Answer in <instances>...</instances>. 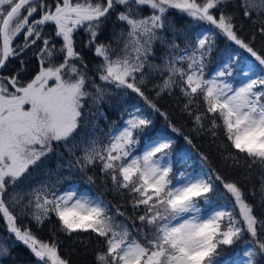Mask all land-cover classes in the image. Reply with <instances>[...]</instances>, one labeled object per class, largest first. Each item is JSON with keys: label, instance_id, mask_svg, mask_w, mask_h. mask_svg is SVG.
Returning <instances> with one entry per match:
<instances>
[{"label": "snow or ice", "instance_id": "1", "mask_svg": "<svg viewBox=\"0 0 264 264\" xmlns=\"http://www.w3.org/2000/svg\"><path fill=\"white\" fill-rule=\"evenodd\" d=\"M229 0H0V69L9 58H20L21 68L11 75H0V217L9 232L15 235L43 264H68L58 253V243L39 240L30 230L17 225V215L12 209L21 206V214H30L38 225L54 214L61 230L71 235L91 232L104 245L98 251L95 264H237L235 254L222 259L223 248L243 241L240 250L242 264H264V219L254 214V205L236 182L226 181L221 175L203 172L197 175L179 173L170 176L171 164L167 160L173 141L168 138L149 140L142 153L133 154L139 143L138 136L151 123L136 109L119 128L108 133V143L101 144L94 134L85 137L77 130L91 126L97 107L106 95V86L130 89L142 97L156 112L167 119L166 113L145 95L147 67L164 73L167 78L157 96L179 88L189 97L185 109L199 95L212 114L209 131L222 127L230 148L223 154L225 162L261 169L259 194L252 195L264 209V55L240 38L235 30L233 16L225 14L223 7ZM243 15L252 18L253 9L264 36V0H241L238 5ZM217 10L213 12L212 10ZM145 10L147 13L145 14ZM170 10H177L197 21H205L218 29L229 40L245 49L254 61L245 66L238 58L229 57L212 78L204 75L205 58L211 51L212 32L174 33L175 39L165 40L162 32L169 30ZM125 27L113 34L118 49L111 43L97 41L101 28L111 14ZM53 25L54 37L45 33V25ZM83 29L89 34L87 45L101 58L96 65L99 81L89 75L88 65L76 50L74 34ZM24 34L23 44L13 46L15 37ZM59 38L62 44L53 43ZM183 39L180 48L178 39ZM255 39V36L252 37ZM41 43L38 44L37 42ZM160 41L169 50L168 59L161 65H152L153 44ZM36 45L33 55L38 61V71L25 80L24 56ZM175 50L183 54L174 55ZM61 54L59 60L55 59ZM187 62V67L182 65ZM258 62V63H257ZM233 64L235 65L233 67ZM140 74L139 76L137 74ZM242 76L238 86L221 78ZM89 101L91 104L89 105ZM102 114V113H101ZM191 114V113H190ZM220 121V123H218ZM197 129L204 128L202 116H195ZM179 134L180 130L172 127ZM185 140L191 144L189 137ZM63 147L75 157V165L84 171L99 164L100 171L111 178L116 190L126 189L132 194L135 215L121 211L119 205L109 207L103 200L92 199L78 190L62 194L49 186L33 189L24 196L16 191L17 182L33 166H40L44 158ZM227 148L228 146L225 145ZM82 148L83 155L76 156ZM159 154V155H158ZM201 160L207 157L201 155ZM72 166V161L69 162ZM92 182L93 177H88ZM219 181L235 204L206 212L200 202H210L209 194ZM12 191H9V188ZM9 205L12 207L10 208ZM143 206V212L136 210ZM239 208V218L234 209ZM114 209V211H113ZM117 217H124L118 221ZM227 218V223H223ZM140 222L136 229L142 240L132 235L126 221ZM9 255L0 247V258Z\"/></svg>", "mask_w": 264, "mask_h": 264}, {"label": "trees", "instance_id": "2", "mask_svg": "<svg viewBox=\"0 0 264 264\" xmlns=\"http://www.w3.org/2000/svg\"><path fill=\"white\" fill-rule=\"evenodd\" d=\"M240 2L241 0H229V2L223 6L225 8V14H231L233 16V23L238 36L244 39L245 42L250 43L258 54L264 55V36L260 34V24H253L252 22L253 19H256L255 9H253L252 18L245 17L242 9L238 7ZM255 2L258 3V0H255ZM146 13L147 10H145V14ZM176 14V16L172 17L179 18L174 21H169L171 27L169 30L161 33L165 40L170 41L175 39L174 33H180L181 36L183 34H197V32L194 31L196 25L188 26L189 22L186 14H181L179 12ZM170 16L171 15H169V17ZM172 17L168 19L170 20ZM122 27L126 28V25H123L122 22H118L114 13L111 14L101 28L97 41L101 43H111L113 48L118 49L117 43L113 39V34H118ZM49 29V35H54L53 27H47V30ZM78 31V33H75V47L83 56L84 62L88 65L89 75L95 78L97 83L102 84L103 82L99 81L98 76L96 75V65L101 62V58L94 55V48L86 46L89 34L83 29H79ZM253 36H255L254 40L252 39ZM177 43L180 45V48L184 47V41L182 38L178 39ZM217 43L216 49L214 52L212 51L215 58L221 56V53L226 50L223 47V44L220 46V43ZM57 45L58 44L56 43V46ZM31 49L32 48L28 49L24 56L25 68L24 71L21 72V76H23L25 80L28 78L30 79V76L34 75L38 68V61L35 60L34 56H29ZM173 54L180 55L183 53L175 50ZM168 55L169 50L166 45L162 44L160 41H156L153 44V55L149 57V61L152 65L162 66L168 59ZM204 63V72L207 70V75L218 65V63ZM182 66L186 68L187 62ZM20 68V58L10 57L8 62H6V67L0 72V75H11L12 72L15 73L16 71H19ZM137 75L139 76L140 74L138 73ZM167 75V72L160 73L147 66L144 70L145 83L141 85V88L148 99L155 103L161 112L166 113L167 119H165L160 112H156L154 118L150 120L151 123L139 134V142L144 144L146 136L151 138L153 134H157L160 131L173 132L174 139L171 149L176 148L179 150L186 147L184 145L187 141L184 137H189L192 141L191 148L194 152L192 155L193 157L187 159V162L197 163L202 161L209 165L211 170H214L215 173L221 175L226 181L236 182L239 187L247 191L245 195L247 201L254 205V214L264 219V209L259 207L258 200L252 195L253 190L259 194L262 175L259 166L254 165L249 169L244 165L243 159L241 160L240 165H233L231 161L225 162L223 154L228 150L238 156H242V154H239L235 149L230 148V142L227 141L222 127L214 130L216 132L215 136L209 131L211 128L212 114L206 112V105L201 96L197 95L194 98V102L189 105L187 109H185V105L188 103L189 97L183 95L179 88H174L171 93L165 91L157 96L156 93L159 89L155 86L162 84L163 80L167 78ZM138 96L137 93L132 92L130 89H117L113 85H107L106 95L103 101L97 107L92 108V111L94 112L97 111L98 108V114L95 118L90 117L92 123L87 130L83 127L77 130L78 136L79 134H84L85 137H87L89 134H94L95 138H97L101 144H107L108 133L113 129L115 124H117L118 127L120 121H124L123 118L128 115L129 108L137 101ZM90 104L91 101H89V105ZM196 115L202 116V123L204 124L203 129L194 130L197 129L195 123ZM218 123H220V121H218ZM173 126L180 130L179 134L172 130ZM225 145L228 147L226 148ZM75 155L82 156V148L77 149ZM201 155L206 156L207 160H201ZM70 161H72V166H70ZM74 161L75 157L70 155L62 144L60 146H54V151L50 153L48 157L44 158L42 165L31 167L29 173H26L17 182L15 188L18 193L24 196L23 203L27 204L29 199L28 194L33 189H40L43 186H49L55 191L61 192L65 191L69 185L77 182H79L80 187L88 186L87 184H90V188H93L96 192L102 190L103 194L108 193L116 199L119 197V202L122 197H128V194L125 191H118L114 188L111 178L98 169L99 164L89 166L84 171H81L79 166L75 165ZM174 162L176 165L175 167L182 170L184 165H181L178 160H175ZM89 176L97 180L95 183L98 185L97 188L99 189L95 187L93 181L89 182ZM215 185L216 187L213 191L214 194L212 196L209 194L210 202L208 204L205 203L207 210L214 207L219 201V198L227 197V194H229L219 181H215ZM9 191H12L11 187L9 188ZM108 200H110V198ZM212 202H214V204ZM220 202L226 201L222 199ZM9 207L11 208L12 206L9 205ZM12 210L18 217V225H21L24 228L27 227L36 237H39L42 240H50L58 243L59 253L69 264H95L96 253L104 250V245L99 242L102 238H98L90 231L75 232L71 235L66 234L61 230L60 222L54 214L50 215V218L45 220L42 225H38L35 220L32 219L30 214H21V206H16ZM126 213L133 216L131 210ZM237 218H239V215ZM5 227L6 224H4V219L0 217V247L7 248L9 252V255L0 258V264H43V262L37 260L35 255L26 245L16 240L15 236L7 231ZM239 242L240 241H237L236 243ZM232 246H221L223 248L222 259L230 258L229 251L231 252Z\"/></svg>", "mask_w": 264, "mask_h": 264}, {"label": "rangeland", "instance_id": "3", "mask_svg": "<svg viewBox=\"0 0 264 264\" xmlns=\"http://www.w3.org/2000/svg\"><path fill=\"white\" fill-rule=\"evenodd\" d=\"M47 2L48 3H52V0H47ZM212 11L213 12H216V10H212ZM177 12H178L177 10H170V15L171 16L168 17V18H171L172 16H176L177 15L176 14ZM178 18L179 17H175V18L172 17V19H170L169 21H174V20H176ZM187 20L189 22L188 26L189 25H196L195 28H194L195 29L194 31H196L197 33H207L209 29L212 32V36L210 38L211 51L206 56L204 62H209L210 64H217L218 63V65L208 75H207L208 71L206 70L204 72V75L206 77H208V78L214 77L218 71H220V70L223 69V67H224L225 64L232 63V61L229 60V57H232L234 59L235 58H238V62L241 63L242 65H245V66L249 65L250 62H253L254 61V57H251V54L250 53H248L245 49L240 48L239 45L235 44L233 41L229 40L225 35H223L222 33H220V31L218 29H215L214 26L208 24L205 21H197V20H194V19H192L189 16H187ZM189 29H191V28H189ZM78 32H76V33H78ZM45 33L49 35L50 34V29L49 30L46 29L45 30ZM75 35L76 34H74V40L76 39L75 38ZM51 36L54 37V35H51ZM15 39H14L15 41L13 40V42H12L13 43V46H15L18 41H19V44H21V45L23 44V39H21V37L20 38L19 37L18 38L15 37ZM217 42L220 43V46H222V44H223V47L226 50H225V52H222L221 53V56L215 58L213 56L212 51L214 52V50L216 49V45L218 44ZM37 43L40 44L41 42L39 41ZM53 43H55V44L57 43L58 44L57 45V48H59V46L62 44V41L59 38H55L53 40ZM0 44H2V42H0ZM34 46L32 47L31 52H29V54H30L29 56H34L33 55V51L35 50L36 45H34ZM60 58H61V54L58 53L55 56V59L56 60H59ZM35 60H37L36 57H35ZM234 66L235 65L233 64V67ZM24 68H25V66H24ZM1 71H2V69H0V72ZM37 71H38V68L35 71V73ZM11 74H14V72H12ZM2 75H4V74H2ZM32 76H30V78ZM221 79H223V80H225V81H227L229 83H233L235 86H238L237 81H243L244 78L242 76H240V77H236L235 80H233L232 77H224V78H221ZM136 109H139L140 110V112L138 114H142L143 116H145L146 118H148L150 120L152 118H154V116H155L154 114L156 113V111H154L152 108H150L149 105L145 102V100L142 97H139L138 96L137 101L135 103H133V105L129 108L128 115L123 118L124 121L128 118L129 113L130 112H135ZM124 121L123 122L120 121V124H118V127H117V124H115L114 127L115 128L121 127L123 125ZM161 137L168 138V139H171L173 141V139H174V133L173 132L171 133V132H166V131H162V132L160 131L157 134H153L151 136V138H148L146 136L145 137V143L142 144V142L141 143L139 142L135 146V148L133 149V154L136 155V154L142 153L144 147L148 144L149 140L154 139V138H161ZM184 146H186V147H184ZM184 146H183L184 148H181L179 150L176 149V148L167 150L168 153H169L168 158H167V160H162V164H166V163H170L171 164L172 172L170 173V176L174 180L178 178V174L181 173V172L184 173L185 175H197V174H202L203 172H210V171H212L211 168H210V166L207 165V164H205L202 161L197 162V163L196 162H192V163L187 162V159H190V158L193 157L192 155H193V152L194 151H192L191 144H189L188 142H186V144ZM188 147H190L191 149L188 148ZM175 160H178L181 165H184V167L182 168V170L180 168H178V167H175L176 166L175 165V162H174ZM98 166H99L98 169H100V165H98ZM101 175L103 176L102 173H101ZM92 181L94 182L95 187L97 188L98 185L95 183V181H97V180L93 179ZM87 185L88 186L80 187L79 186V182H77V183H74V184L69 185L65 191H68V190H78L79 193H83V194L87 195L88 197H90L92 199H100V200H103L106 204L109 205L110 208H112V205H119L121 207V211L128 212V211L131 210L132 214L135 215V213L133 211V208H132V204H131L132 194H130L128 192V190L121 189L122 191H125L128 194V197L127 198L126 197H122V199L119 202V197H117V199H116V198H113L112 195L110 196L108 193L103 194L102 193V190H100V192H96L93 188H90V186H89L90 184H87ZM97 189H99V188H97ZM121 190H119V191H121ZM242 190H243L244 193L247 192L244 189H242ZM65 191H61L59 193L62 194ZM213 194H214L213 192L210 193V196H212ZM109 198H110V200H108ZM222 199L224 201H226V202H220V200H222ZM212 203L214 204V202H212ZM234 204H235V201H234V199L231 198V194H227V197L219 198V201L217 202V204L214 205V207H212L211 209H208V210L206 208V204L203 201L200 202L201 208L203 210H205L206 212H209V213L212 212V211H214V210H217V209H223V208H229V209H231ZM113 211H114V209H113ZM136 211L138 213H142L143 212V206H141L140 209H138ZM234 211H236V215L238 217V215H239V208L236 207L234 209ZM117 220L118 221H123L124 220V217H117ZM126 223L129 225V227H130V229L132 231V235L135 238L142 240V234L136 231V229L140 227V222L138 220H136L135 221V227H132V221L131 220L126 221ZM223 223H227V218H225V221ZM4 224H6L5 221H4ZM18 226L22 227L21 225H18ZM5 228L8 231L7 225H6ZM22 228L29 230L27 227L26 228L22 227ZM12 235H14V234L12 233ZM37 238L39 240H42L39 237H37ZM42 241L48 242V243L53 242V241H50V240H48V241L42 240ZM243 247H244V242L243 241H240L239 243H236L235 245L232 246L231 252L229 251L230 257H232L233 254H235V257L237 258V264H242V262L240 260V256H241V251L240 250ZM58 253H59V247H58ZM59 255L63 259H65L60 253H59Z\"/></svg>", "mask_w": 264, "mask_h": 264}, {"label": "flooded vegetation", "instance_id": "4", "mask_svg": "<svg viewBox=\"0 0 264 264\" xmlns=\"http://www.w3.org/2000/svg\"><path fill=\"white\" fill-rule=\"evenodd\" d=\"M49 26H51V28L54 27L53 25L48 24V25H45V26H44L45 30H46L47 27H49ZM20 37H21V39L24 40V34H23V33L19 36V38H20ZM16 44H19V41H18ZM33 46H34V45H33Z\"/></svg>", "mask_w": 264, "mask_h": 264}, {"label": "water", "instance_id": "5", "mask_svg": "<svg viewBox=\"0 0 264 264\" xmlns=\"http://www.w3.org/2000/svg\"><path fill=\"white\" fill-rule=\"evenodd\" d=\"M15 40H16V39H15ZM15 40H14V41H15ZM1 41H2V40H1Z\"/></svg>", "mask_w": 264, "mask_h": 264}]
</instances>
